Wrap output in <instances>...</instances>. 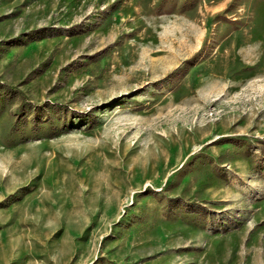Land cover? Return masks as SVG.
I'll return each mask as SVG.
<instances>
[{
	"label": "rangeland",
	"instance_id": "374dc122",
	"mask_svg": "<svg viewBox=\"0 0 264 264\" xmlns=\"http://www.w3.org/2000/svg\"><path fill=\"white\" fill-rule=\"evenodd\" d=\"M0 264H264V0H0Z\"/></svg>",
	"mask_w": 264,
	"mask_h": 264
}]
</instances>
